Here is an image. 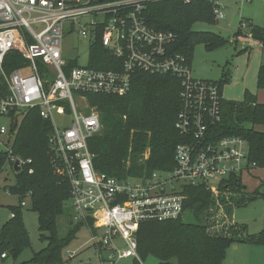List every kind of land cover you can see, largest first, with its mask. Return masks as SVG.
Listing matches in <instances>:
<instances>
[{
    "label": "built area",
    "instance_id": "2783aa9c",
    "mask_svg": "<svg viewBox=\"0 0 264 264\" xmlns=\"http://www.w3.org/2000/svg\"><path fill=\"white\" fill-rule=\"evenodd\" d=\"M143 1L0 0V73L8 90L0 100V116L8 121V126L0 127V139L6 136L12 144L15 132L10 133V124L16 127L19 115L38 109L50 125L48 143L58 159L57 171L70 184L66 205L71 222L92 220L95 233L90 232V243L104 253L100 257L104 264L138 259L140 223L182 217L183 186L204 185L216 193L230 176L241 178L257 169L243 138L215 139L210 127L220 120L217 85L194 78L186 59L172 53L171 32L146 25ZM213 14L217 20L224 18L216 7ZM74 36L87 45L83 65L63 58L62 41ZM96 42L112 55L114 69L89 66ZM12 52L24 63L7 74L1 64ZM135 71L180 79L175 129L188 142L176 147L172 170L121 180L93 169L88 140L100 133L102 125L86 95H124Z\"/></svg>",
    "mask_w": 264,
    "mask_h": 264
},
{
    "label": "trees",
    "instance_id": "16d2710c",
    "mask_svg": "<svg viewBox=\"0 0 264 264\" xmlns=\"http://www.w3.org/2000/svg\"><path fill=\"white\" fill-rule=\"evenodd\" d=\"M141 5L146 25L155 31L171 32L174 35L172 53L183 56L189 65L196 46L203 45L206 51H212L227 43L213 32L193 30L198 23H216L213 2L146 0ZM249 34L251 40L264 48V26L250 25ZM113 59L98 42L92 45L90 67L114 69ZM23 63L22 58L12 52L4 57L1 68L9 74ZM229 79L230 75L223 73L219 80H209L217 85L221 96L220 120L210 129L215 139L243 138L249 147L250 161L256 168L264 169V96L259 101L256 95L245 91L240 102L225 100L221 91ZM256 88L264 92V63L257 70ZM180 91V79L175 76L135 71L130 89L124 95H86L90 105L98 111L102 125L100 133L88 140L93 169L121 180L172 170L176 147L188 142V138L175 129L181 106ZM7 94L0 73V100ZM9 116L16 119L13 113ZM49 130V123L40 118L38 109L24 114L18 128L14 122L9 126L15 136L10 151H0V171L11 164V158L21 164L17 172L12 167L14 183L8 193L17 196L18 204L8 207L12 216L0 228V264L7 260L16 264L21 253L30 246L22 218L24 198H28L30 209L37 214L39 238L47 244L27 262L18 264H65L62 251L80 229L85 226L95 233L90 218L73 224L70 216L66 235L58 234V220L66 213L65 205L70 198V184L57 172L58 159L48 143ZM245 189L240 177L235 175L221 183L216 193L204 185L183 186V216L177 220L140 223L136 232L138 259H132L130 264H141L148 257L155 258L157 264H222L232 244L264 246V229L249 235L246 226L233 218L235 209L255 198L250 194L245 196L242 193ZM186 215L192 221H185Z\"/></svg>",
    "mask_w": 264,
    "mask_h": 264
},
{
    "label": "rangeland",
    "instance_id": "374dc122",
    "mask_svg": "<svg viewBox=\"0 0 264 264\" xmlns=\"http://www.w3.org/2000/svg\"><path fill=\"white\" fill-rule=\"evenodd\" d=\"M223 14L224 18L215 19L214 25L198 23L193 26L194 31L213 32L222 36L227 43L218 49L206 51L203 45L195 47L191 61V74L200 80L217 81L223 73L230 75L229 83L221 91L225 100L240 102L244 92L256 95L262 101L264 92L256 88V75L259 66L264 63V48L250 39L249 26H264V0H208ZM239 17V27H233L235 15ZM78 36L64 37L62 41V54L65 59H76L77 63H86L87 45ZM51 80L55 74L48 73ZM89 102V100H88ZM90 105V102H89ZM91 106V105H90ZM92 107V106H91ZM94 108V107H92ZM95 111L98 113L96 108ZM17 120L16 128L20 125ZM8 126V121L0 117V127ZM11 143L6 136L0 139V151H10ZM147 156V153L145 154ZM10 165L6 164L0 171V226L10 217L9 206L18 204V198L8 193L9 186L14 183V171L12 167L16 161L10 159ZM20 166V161H19ZM58 172V171H57ZM245 186V196L250 194L255 198L246 206L234 210V220L246 226V233L256 234L264 229V170H256L251 174H243L240 178ZM233 196H235L233 194ZM22 218L29 235L30 246L18 257L16 264L27 262L33 253L43 249L47 242L40 240L37 229V214L30 209L28 198L23 199ZM66 213L58 220V234L64 237L68 231V214L71 213L69 205H65ZM185 221H192L189 215ZM68 221V223H67ZM90 230L82 227L75 239L62 251L65 264H104L100 253L90 243ZM46 235V234H45ZM71 254V258L67 253ZM132 259H123L115 264H130ZM157 260L148 257L141 264H157ZM4 264H12L7 260ZM222 264H264V246H253L242 243L230 245L226 250V256Z\"/></svg>",
    "mask_w": 264,
    "mask_h": 264
},
{
    "label": "water",
    "instance_id": "95a60500",
    "mask_svg": "<svg viewBox=\"0 0 264 264\" xmlns=\"http://www.w3.org/2000/svg\"><path fill=\"white\" fill-rule=\"evenodd\" d=\"M232 25L235 28H238L239 27V17H238L237 14L234 16L233 24ZM13 166H14V171L17 172L19 170V161L16 160Z\"/></svg>",
    "mask_w": 264,
    "mask_h": 264
},
{
    "label": "crops",
    "instance_id": "0c3cea01",
    "mask_svg": "<svg viewBox=\"0 0 264 264\" xmlns=\"http://www.w3.org/2000/svg\"><path fill=\"white\" fill-rule=\"evenodd\" d=\"M256 170H264V169H258V168H257V169H255L254 171H256ZM254 171H253V172H254ZM253 172H252V173H253ZM250 174H251V173H250ZM10 215H11V214H10ZM70 216H71V213H70V214H68V216H67V217H68V220H70V219H69V218H70ZM9 218H10V217H9ZM4 223H5V222H4ZM4 223H2V225H3ZM67 223H68V221H67ZM2 225H1V226H2ZM1 226H0V228H1ZM92 246L94 247V245H92ZM94 248L97 250V248H96V247H94Z\"/></svg>",
    "mask_w": 264,
    "mask_h": 264
}]
</instances>
